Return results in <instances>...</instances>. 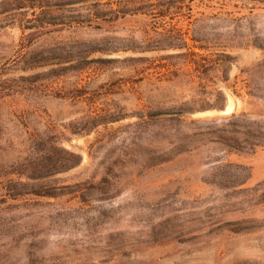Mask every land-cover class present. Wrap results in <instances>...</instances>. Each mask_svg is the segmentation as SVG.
Listing matches in <instances>:
<instances>
[{"label":"rangeland","instance_id":"obj_1","mask_svg":"<svg viewBox=\"0 0 264 264\" xmlns=\"http://www.w3.org/2000/svg\"><path fill=\"white\" fill-rule=\"evenodd\" d=\"M260 47L264 0H0V264H264Z\"/></svg>","mask_w":264,"mask_h":264},{"label":"trees","instance_id":"obj_2","mask_svg":"<svg viewBox=\"0 0 264 264\" xmlns=\"http://www.w3.org/2000/svg\"><path fill=\"white\" fill-rule=\"evenodd\" d=\"M32 15H34L35 11L31 10ZM161 16H164L163 13L161 12ZM150 14H154L153 10L151 11ZM193 41H197L194 40ZM170 49L173 50H188V55H191L193 57H198L200 58V62H195L196 60H191L190 63L195 65V72H202V73H207L209 71H212L213 69L219 68V70L222 71L223 77L222 81L226 82L228 81V74H227V66L231 64V56L225 53H219L217 57H220L218 62L212 61L209 58H204L196 54V52L191 51L190 47H188V44L186 43V39L184 36L180 35V44H174L172 46H169ZM133 49V48H128V50L137 52V51H142V48ZM201 49V48H200ZM261 50L264 51V48L260 47ZM264 63V59L262 61ZM220 95V104L219 106H216L218 110H223L225 106V101L226 98L223 94V92L219 91L218 92ZM253 89L249 90L247 92V95L249 97H254ZM262 105L264 107V98L262 99ZM197 110L190 108L188 103H180L176 104L175 109L172 111V114L175 116H184L186 114H192ZM262 114H259V119L252 122L251 126H246L244 123V119L246 118V115H241L238 116L239 119L237 120L239 124L235 125L237 127V131L242 132L243 134L247 135L250 139L251 147L252 150L256 148L257 146H262L264 143V128L261 126V122L263 118H261ZM244 129H249V132L245 131ZM238 150V149H237ZM42 154L39 157L33 158V161L30 163V169L31 173L35 174L36 176H49L53 175L56 173H63L68 170H71L72 168L76 167L77 165L80 164L81 159L78 155H75L74 153H71L67 151L64 148H60V152L55 153L54 151H51V148L43 149L41 150ZM32 192L30 194H35L37 196H41L34 190H31ZM37 193V194H36ZM42 196H48V195H42Z\"/></svg>","mask_w":264,"mask_h":264}]
</instances>
